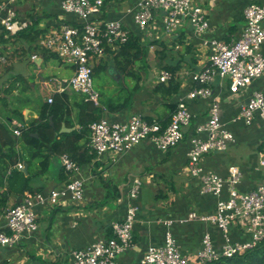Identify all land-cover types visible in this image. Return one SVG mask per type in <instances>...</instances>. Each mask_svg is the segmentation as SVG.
<instances>
[{
    "label": "crops",
    "instance_id": "crops-1",
    "mask_svg": "<svg viewBox=\"0 0 264 264\" xmlns=\"http://www.w3.org/2000/svg\"><path fill=\"white\" fill-rule=\"evenodd\" d=\"M62 1L19 0L17 2L18 17L15 32L32 27L37 30L39 37L37 44L32 48L30 43L12 37L10 35L12 33L0 25V60L5 62L6 58L1 54L5 52L9 54L11 70L25 55L30 54L31 58L34 54L37 55L36 58H32L36 63L37 76L32 73H18L10 77V70L5 74V84L0 83V121L5 122L12 132L17 124H22L23 128H26L39 118L42 104L58 86L56 79L65 82L73 75V67L65 64L57 55L46 52L39 45L42 35L59 29L64 23L74 25L80 23L75 14L68 13L62 8ZM138 1L107 0L99 16L102 21H122L130 30V34H134L142 44L148 45L149 51L145 60L151 68L150 72L144 69L142 62L145 60L135 65L134 72L141 78L139 80L141 88L135 93L132 105L117 111L107 109L103 117L112 121L126 122L131 116L139 114L149 122H158L162 126L164 124L167 126L181 99H184L196 85L192 80V74L200 71L208 62L209 42L212 39L231 42L238 38L245 25L244 10L254 0H195L206 10L210 21L209 30L204 34H197L187 19L183 20L175 31L167 33L164 30L162 11H157L150 25L142 29L135 21ZM258 2L264 4V0ZM5 31V37L2 38L1 34ZM206 41L208 43H205ZM120 49L121 46L111 48L100 60L95 61L96 66L102 64L106 66L105 70L109 71L111 76L114 75V80L107 82V87H112L113 91L109 93L101 91L106 96L117 97L119 93L124 96L126 92L122 88L129 86L133 89L137 82L133 77L117 69L114 56ZM261 50L264 54V44ZM151 60L156 62L151 63ZM166 66L176 70L171 72L174 80L172 88L177 90L163 97L161 93H155L154 87L160 83L158 77ZM46 71L47 74H44ZM20 76L28 81L29 86L25 93L30 97L26 98L28 104L23 107V117L14 114L11 108L23 105L14 94H19L24 84L17 82L13 94L4 91ZM30 77H33L34 83H30ZM36 84H41L49 93L41 103L33 106L30 93L33 92ZM229 86L230 81L227 78L222 79L218 76L211 85L213 91L211 97L187 99V105L194 116L191 125L185 129L183 141L178 146L164 150L151 140L145 139L127 152H107L97 155L90 162L81 164L80 176L85 181L83 201L55 207L37 206L39 229L33 236L23 239L18 246L10 250L0 247V262L5 259L13 261L12 258L17 256L18 251L33 245L37 248V264H71L73 250L88 247L97 239L112 236L113 221L120 220L126 215L130 204L127 195L135 177H139L143 185L135 201L139 205V211L134 225V244L119 256V264H140L141 258L150 246L164 244L168 227L172 230L183 253L193 260L202 247L205 232L211 233L215 245L219 247L223 241L222 233L213 224L200 220L180 222L178 219L188 217L191 212L209 214L216 210L218 197L202 193L200 178L192 176L189 170L191 138L195 134L196 125L208 119L213 99L219 102L222 121L234 134L235 141L225 151L204 154L201 158L203 169L216 172L226 178L230 167L238 166L243 173L238 189L244 192L251 191L264 183V170L260 166V160L264 156V120L257 116L252 124H247L240 117V105L248 101L254 91L264 93V76L255 79L239 93H232ZM2 98H6L9 102V108ZM80 100V96L71 99L70 123L65 121L61 123L62 132L80 130L76 118ZM15 137L21 139L16 144L19 159L14 168L20 169V162L23 163V167L27 163V173H25L31 175L30 185L33 191L27 190L21 195L11 194L6 210L18 204L26 194L42 192L46 195L53 188L65 185L70 178L61 164V154L53 153L49 159L41 156L30 164L22 160L21 154L26 150L25 140L23 135ZM201 137L206 138L207 134L203 133ZM90 142L91 131L87 138L82 139L81 144L91 149ZM91 153L92 149L88 154ZM53 155L58 158L59 163L55 160L51 169L50 158ZM0 190L4 191L6 187ZM227 195L225 189L223 197ZM170 219L177 221L169 226L166 221ZM5 223L4 212L0 215V226ZM231 237L235 241L250 239L243 228L234 224L231 226ZM21 257L24 258L23 255ZM39 259L41 263H38Z\"/></svg>",
    "mask_w": 264,
    "mask_h": 264
},
{
    "label": "built area",
    "instance_id": "built-area-1",
    "mask_svg": "<svg viewBox=\"0 0 264 264\" xmlns=\"http://www.w3.org/2000/svg\"><path fill=\"white\" fill-rule=\"evenodd\" d=\"M19 0L0 1V25L7 31L17 30V9ZM107 0H63L62 8L75 14L78 25L64 23L59 29L44 34L39 45L46 52L57 55L65 64L73 67V75L65 82L56 79L58 86L52 93L64 92L68 88L87 95L95 104H100V93L93 87V72L107 51L118 48L130 37V30L120 20H100L102 8ZM135 21L145 29L150 25L157 11H162L164 30L175 31L183 20L187 19L197 34L209 30L210 21L206 10L195 0H139ZM245 25L241 35L226 42L212 39L209 42L210 53L207 64L192 74L196 85L181 99L171 116L170 123L163 127L158 122H149L135 114L126 122L101 118L90 124L92 151L98 156L107 152L124 153L145 139H149L161 149L178 146L185 137V129L191 125L193 113L187 105V99L211 97L212 83L219 76L230 81V91L239 93L255 79L264 76V4L254 0L244 10ZM205 43H208L206 41ZM33 55L32 58H36ZM2 60V59H1ZM3 61V60H2ZM173 78L168 69H163L159 82ZM49 86L48 84H46ZM53 101V95L48 98ZM259 116L264 120V93L254 91L248 101L240 105V117L252 124ZM23 125L13 129L15 136H21ZM191 138L189 151V170L192 176L200 178L201 192L218 197L214 213L199 214L191 212L180 222L200 220L213 224L221 231L223 241L217 247L210 232H205L202 247L195 260L185 255L172 230L168 227L164 244L150 246L140 264H206L221 257H232L256 247L264 242V183L251 191H240L238 185L243 173L238 166H231L228 177L216 172L205 171L201 165L204 154L213 151H225L235 141L234 134L228 130L221 118L219 102L213 99L209 117L196 125ZM207 134L206 138L201 134ZM60 160L69 175L65 185L53 188L48 194L28 193L16 205L5 211L6 223L0 226V247L12 249L25 238H30L39 229L37 206H60L70 202H82L85 193V181L80 176L82 167L69 153H62ZM264 170V156L260 160ZM23 168V163H19ZM142 180L135 177L128 191L127 212L124 218L112 223V236L100 238L85 248L72 252L71 264H119V256L132 248L134 244V225L139 205L135 203L142 189ZM227 190V197L223 194ZM174 221L167 220L171 226ZM243 228L250 236L247 241H235L231 237V226Z\"/></svg>",
    "mask_w": 264,
    "mask_h": 264
},
{
    "label": "trees",
    "instance_id": "trees-1",
    "mask_svg": "<svg viewBox=\"0 0 264 264\" xmlns=\"http://www.w3.org/2000/svg\"><path fill=\"white\" fill-rule=\"evenodd\" d=\"M6 31L1 34L4 38ZM16 39H23L30 43V48L37 44L39 34L37 30L27 28L21 32L10 34ZM110 48H107V51ZM149 46L139 42L138 38L131 34L129 40L121 45L120 51L114 56V63L117 69L126 73V75L133 77L137 80L133 89L129 86L122 88L125 90V95L121 93L117 97L112 95L106 96L103 92L100 93V104L97 105L89 100L87 95L78 92L74 89L68 88L62 93H50L53 95V101L48 100L42 104L39 118L30 126L23 128L22 134L25 140L24 148L25 153L21 154L22 160L29 162V164L38 157H49L53 153H69L72 158L80 165L90 162L93 158L97 157V153L91 151L90 147L82 145L83 138L90 135V124L94 121L101 119L104 116L105 110L117 111L121 108H126L132 105L135 93L141 88L139 80L141 78L134 72L135 65L147 58ZM105 69L106 66L98 65L94 68L93 75L100 69ZM166 69L175 72L172 67L166 66ZM169 81V80H168ZM160 82L154 87L155 93H161L163 97L171 95L176 88L173 87L174 80L170 79L169 82ZM24 84L19 94L14 96L23 105L13 106L11 111L23 117V107L28 103L26 98H23L21 93H25L29 86L28 81L23 76L16 78L9 87L4 89L8 93H15L16 83ZM80 96L81 100L78 102L79 111L77 113V123L80 130H73L71 132H62L61 123L63 121L70 123L71 111L70 103L73 97ZM5 100V105L9 108V102ZM52 118V119H51ZM166 126V124H164ZM163 126V127H164ZM37 134V135H35ZM19 139L11 131L8 125L0 121V189L6 187V190H0V215L3 214L7 207L9 197L13 193L23 194L25 191H33L31 189V175L26 174L22 169L14 168L19 159L16 144ZM89 141V140H88ZM47 161V160H46ZM1 249H9L2 248ZM10 250V249H9ZM31 256L37 260V255L31 253ZM0 264H11L7 259L2 260ZM206 264H264V242L259 243L256 247L247 250L244 253L236 254L232 257H221L217 260H212Z\"/></svg>",
    "mask_w": 264,
    "mask_h": 264
},
{
    "label": "rangeland",
    "instance_id": "rangeland-1",
    "mask_svg": "<svg viewBox=\"0 0 264 264\" xmlns=\"http://www.w3.org/2000/svg\"><path fill=\"white\" fill-rule=\"evenodd\" d=\"M28 50V49H27ZM29 52V51H28ZM2 57L6 58V61H2L0 60V83H4V78H5V74L7 72H9L12 68V65H10V59L8 58L9 54H7L6 52L1 54ZM21 60V59H20ZM19 61V60H18ZM155 61L151 60V63H155ZM142 64L144 65V69L148 70V72H150V67L149 64L147 63V61H143ZM100 65V64H98ZM97 65V66H98ZM57 71V70H56ZM48 71L44 72V74H47ZM18 73H32V75L37 76V71H36V63L35 61L31 58V55H25L24 58L22 59V61L20 63H15L13 66V69L9 72V76L13 77L14 75L18 74ZM113 77V79H112ZM37 78V77H36ZM114 80V75L111 76V73L105 69H100L99 71H97L94 75H93V87L95 90H97L98 92L100 91H104V92H112L113 88L112 87H107V82L110 83L111 81ZM30 83H34L33 77H30ZM114 84V83H111ZM48 89H46L45 87H43L41 84H36V86L34 87V90L32 93H30V96L32 97V105L33 106H37V104L41 103L43 101L44 97L48 96ZM23 95V97L25 98H30L26 93H21ZM56 162L59 163L58 158L53 155L50 158V161L52 163L51 165V169L54 167V163ZM4 252V250H3ZM18 253H21L18 255ZM17 256L13 257L12 260L10 261L8 260L11 264H18V262H20L21 264H37V260H35L32 256L31 253H35L37 255V248H34L33 245H29L27 248H23V250L18 251ZM21 255L24 256L21 257ZM22 258L20 261L19 259ZM14 262V263H13ZM41 263V260H38V263Z\"/></svg>",
    "mask_w": 264,
    "mask_h": 264
},
{
    "label": "water",
    "instance_id": "water-1",
    "mask_svg": "<svg viewBox=\"0 0 264 264\" xmlns=\"http://www.w3.org/2000/svg\"><path fill=\"white\" fill-rule=\"evenodd\" d=\"M35 135H37V134H35ZM23 171L27 173V163H25V166L23 167Z\"/></svg>",
    "mask_w": 264,
    "mask_h": 264
}]
</instances>
